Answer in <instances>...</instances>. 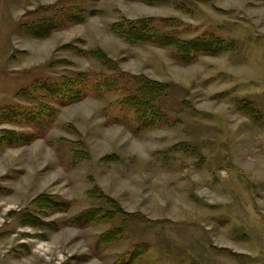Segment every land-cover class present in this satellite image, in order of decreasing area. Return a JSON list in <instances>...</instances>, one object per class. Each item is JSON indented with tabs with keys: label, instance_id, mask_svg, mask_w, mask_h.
I'll return each mask as SVG.
<instances>
[{
	"label": "rangeland",
	"instance_id": "1",
	"mask_svg": "<svg viewBox=\"0 0 264 264\" xmlns=\"http://www.w3.org/2000/svg\"><path fill=\"white\" fill-rule=\"evenodd\" d=\"M54 1L0 0V105L55 58L65 57L71 63L66 68L73 70L90 64L97 69L82 56L55 53L58 45L80 38L84 47H101L125 72L174 84L165 106L179 123L139 132L110 119V109L104 108L113 96L87 97L59 107L55 124L42 138L0 148V264H114L138 240L154 247L140 264H264V0L182 1L189 11L180 10L176 1L174 6L84 0L94 14L46 39L11 30L24 12ZM121 16H176L194 28L192 34L210 27L238 40L240 51L180 65L167 50L129 45L114 36L108 26ZM242 104H252L253 117L239 111ZM68 123L88 152L78 163L56 142L79 139L65 127ZM10 128L0 124V129ZM183 140L195 143L198 156L164 158L165 148ZM109 154L118 160L100 161ZM90 176L124 210L160 223L131 222L124 240L102 250L93 247L110 224L77 228L62 223L88 206ZM41 193L75 206L41 216L60 223L57 230L20 224L22 210Z\"/></svg>",
	"mask_w": 264,
	"mask_h": 264
},
{
	"label": "trees",
	"instance_id": "2",
	"mask_svg": "<svg viewBox=\"0 0 264 264\" xmlns=\"http://www.w3.org/2000/svg\"><path fill=\"white\" fill-rule=\"evenodd\" d=\"M147 5H163L175 1L180 10H190L183 6L184 0H134ZM190 1V0H187ZM192 1V0H191ZM84 0H56L45 5H38L24 12L16 22V33L33 39H46L53 33L61 31L74 24L84 23L86 18L94 14L93 10L83 6ZM189 24V23H188ZM181 18L174 17H140L128 19L124 16L111 22L109 31L126 44L151 45L169 51L170 58L177 64L190 65L203 57H220L227 53L240 51L241 43L210 27L192 34L194 29ZM85 41L77 38L73 41L58 45L55 53L68 52L82 56L95 63L98 68H82L73 70L71 63L65 57L55 58L45 65V70H39L28 84L15 90L7 102L0 105V124L12 126L10 129H0V148H17L28 145L42 138L55 124L59 107L72 105L87 97L98 100L113 96L111 103H106L104 110L109 108L111 118L115 123L124 122L135 130L152 131L162 127H172L179 123L177 115L165 105L169 98L172 83L160 82L143 74H132L123 71L118 62L111 59L101 47H84ZM55 67H63L69 72H59ZM184 100L181 102L183 103ZM239 111L249 116L256 113L252 104L239 105ZM242 109V110H241ZM106 111V110H105ZM79 139L70 141L62 137L56 140L57 145L67 150V155L78 163L88 158L84 149L85 143L81 134L71 123L65 125ZM170 153L192 154L198 156L195 145L183 140L165 148L164 158ZM118 156L109 154L100 161L107 162ZM89 181L86 190L88 206L66 218L65 225L82 228L96 223H107L93 243L99 250L106 249L112 244L126 238V230L131 222L144 224H159L142 212H128L120 202L106 194L98 185ZM88 178V179H89ZM26 207L22 213L21 225L39 229L40 231L57 230L60 223L44 221L41 216L51 213H67L75 208L70 201L41 193ZM148 240L131 242L114 264H140L146 256L153 253V246ZM92 247V248H93ZM196 264V263H189Z\"/></svg>",
	"mask_w": 264,
	"mask_h": 264
}]
</instances>
